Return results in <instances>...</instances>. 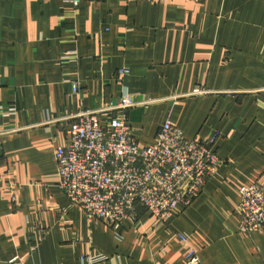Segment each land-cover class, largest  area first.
<instances>
[{
    "label": "crops",
    "instance_id": "crops-1",
    "mask_svg": "<svg viewBox=\"0 0 264 264\" xmlns=\"http://www.w3.org/2000/svg\"><path fill=\"white\" fill-rule=\"evenodd\" d=\"M125 92L141 147L171 119L220 132L224 164L170 222L138 209L118 238L60 190L55 151ZM0 134V264H264V230L237 231L239 188H264V0H0Z\"/></svg>",
    "mask_w": 264,
    "mask_h": 264
},
{
    "label": "built area",
    "instance_id": "built-area-1",
    "mask_svg": "<svg viewBox=\"0 0 264 264\" xmlns=\"http://www.w3.org/2000/svg\"><path fill=\"white\" fill-rule=\"evenodd\" d=\"M66 1L78 6L82 0ZM118 73L125 76L129 71L121 69ZM79 89L80 84L74 81L73 92ZM204 93L202 89L193 91ZM123 94L98 111L72 117L70 141L55 151L60 190L85 212L89 223L105 222L118 238L124 221L137 222L138 209L170 222L193 204L224 164L215 151L220 132L189 140L171 119L162 125L152 145L141 147L127 116V110L139 103L131 94ZM238 191L237 231L249 236L264 230V188L244 184ZM12 197L17 202V197ZM178 237L188 244L187 235ZM40 240L36 239L37 245ZM185 259L186 264H204L194 249ZM103 260L102 256H88L82 262Z\"/></svg>",
    "mask_w": 264,
    "mask_h": 264
}]
</instances>
